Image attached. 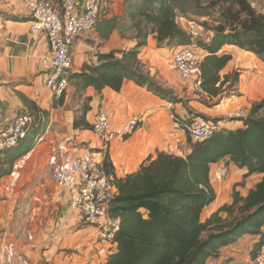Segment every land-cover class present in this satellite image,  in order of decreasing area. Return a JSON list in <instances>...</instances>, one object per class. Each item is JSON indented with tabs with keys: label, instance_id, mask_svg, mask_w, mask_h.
Listing matches in <instances>:
<instances>
[{
	"label": "trees",
	"instance_id": "trees-1",
	"mask_svg": "<svg viewBox=\"0 0 264 264\" xmlns=\"http://www.w3.org/2000/svg\"><path fill=\"white\" fill-rule=\"evenodd\" d=\"M214 9L219 12V23L210 28L214 35L198 45L207 52L201 64L203 94L218 96L230 76H221L220 72L233 58L229 53L220 54L224 46L249 51L264 61V13L249 0H125L122 15L101 23L107 35L115 28L124 37L134 31L131 36L136 45L99 54L98 64H85L81 72L72 74L71 84L82 92L94 87L101 94L105 88L120 92L126 81H133L169 99L174 90L151 76L139 58L140 49L151 34L158 43L190 45L191 37L179 21L191 14L207 17ZM234 75L238 82V72ZM91 100L87 96V101ZM88 111L84 108L83 114L74 119L75 129H91ZM240 120L241 127H218L211 138L192 142L185 156L158 152L124 177L115 174L105 153L103 165L117 188L111 215L121 222L105 264H207L222 247L245 235L258 237L250 252L253 259L256 257L264 245V99L255 102ZM14 149L0 151V178L9 176L14 161L25 153ZM224 158L246 169L244 178L253 174H262V178L246 196L237 189L243 182L235 184L232 202L205 218V208L217 198L211 169Z\"/></svg>",
	"mask_w": 264,
	"mask_h": 264
},
{
	"label": "crops",
	"instance_id": "crops-1",
	"mask_svg": "<svg viewBox=\"0 0 264 264\" xmlns=\"http://www.w3.org/2000/svg\"><path fill=\"white\" fill-rule=\"evenodd\" d=\"M51 1L55 4L62 2ZM100 1L103 8L99 25L94 30L78 35L73 46V74L81 72L85 64H98L101 53L123 51L136 45V40L124 37L118 28L107 35L108 32L101 23L105 18L122 15L125 0ZM28 2L29 0H0V132L22 112L36 116L37 122L44 123V127L41 133L36 132L34 136L30 134L31 140L29 137L24 140L26 148L23 152L31 151L32 159L21 170L18 189L13 194L15 197L13 200L0 198V253L4 256L5 236L6 241L16 243L20 256L28 264H105L108 255L113 252L112 249L95 244L96 229L82 221L70 205L68 189L58 186L52 178L49 158L58 142L66 136L72 137L71 143L76 146L74 152L80 150L78 144L85 142L99 151L101 161L107 153L115 174L124 177L137 171L146 158L155 157L158 152L171 151L181 156V151L185 149L184 152L188 154L192 141L185 132V125L192 120L195 113L222 118L227 105L219 103L208 106L193 96L187 100L186 105L182 102L173 103L174 111L178 115L177 125L160 113L165 110L163 104L168 100H163L133 81H126L120 92L105 88L100 94L94 87H89L86 95L92 98L94 109L105 105L113 110L115 129L135 116L140 118V127L134 133L116 138L105 149L101 140L90 129L74 128V112L63 103L69 91L59 101L48 88L53 53L46 33L31 32L32 15ZM230 46L226 45L224 49ZM229 49L233 58L222 70L225 74L233 68L237 53V50L234 53L231 47ZM166 51L168 50L158 47L155 34H151L148 44L140 49L139 57L144 62L149 61L153 78L162 75L161 78L165 80L161 83L162 86L172 89L174 79L162 71L163 62L167 59ZM248 110L243 116L248 114ZM90 115L88 113L87 119ZM234 122L236 124L220 120L217 124L222 129H235L243 125L240 119ZM19 146L20 144L17 148ZM221 161L226 162L229 168L228 176L222 183L225 192L223 196L218 195L217 185H214L217 198L205 208V218L222 205L232 202V195L227 196V191L232 192L235 184L243 182L244 185L237 189L246 196L262 178V174L244 178L246 169L238 168L229 158L219 160ZM8 177L0 178V184L6 182ZM219 189L223 191L221 186ZM1 195L2 189L0 197ZM16 204L28 208V214L23 217L28 222L29 231L24 236L21 235L19 240L16 239L18 234L11 235L4 228L11 221L8 214L13 212ZM257 240V236L245 235L236 243L222 247L218 255L210 258L207 264H251L253 258L250 252ZM12 264L23 263L20 258L15 257Z\"/></svg>",
	"mask_w": 264,
	"mask_h": 264
},
{
	"label": "built area",
	"instance_id": "built-area-1",
	"mask_svg": "<svg viewBox=\"0 0 264 264\" xmlns=\"http://www.w3.org/2000/svg\"><path fill=\"white\" fill-rule=\"evenodd\" d=\"M31 11V32H44L52 49L51 71L47 86L53 96L60 98L71 88L73 74V46L81 33L94 30L102 17L100 0H62L55 4L51 0H29ZM185 30L191 37H204L203 27L192 20H186ZM202 59L191 45L176 48L171 57V66L179 73L182 80L193 82L197 91L202 89ZM170 117L178 125V117L173 112L174 104L166 103ZM91 131L101 140L105 149L118 137H126L140 127V118L135 116L128 123L115 129L114 112L105 105L92 109L88 118ZM33 116L29 113L16 115L0 132V151L17 147L25 140L33 124ZM218 126L203 117H194L185 125V132L194 142L211 138ZM72 137L62 138L49 158L52 178L58 186L66 187L70 197V205L80 215L82 221L96 229L95 244L114 245L116 233L120 230L119 218L111 215L112 200L117 188L100 160L99 152L86 143H80L78 152H74ZM105 157V156H104ZM31 151L18 157L11 168L5 184V191L12 195L17 191L21 170L31 161ZM226 162L221 161L211 169V181L221 184L228 176ZM9 257H15L23 264H28L19 254L16 243L6 241ZM4 259L0 258V264ZM251 264H264V245L261 247Z\"/></svg>",
	"mask_w": 264,
	"mask_h": 264
},
{
	"label": "rangeland",
	"instance_id": "rangeland-1",
	"mask_svg": "<svg viewBox=\"0 0 264 264\" xmlns=\"http://www.w3.org/2000/svg\"><path fill=\"white\" fill-rule=\"evenodd\" d=\"M249 1L251 2L252 6L258 12L264 13V0H249ZM188 19L196 22L197 24L202 26L204 29V31H203V34H205L204 37H200V36L199 37H191L190 36L191 37V44L190 45L193 46L194 49H196V51L198 52V54H200L201 59L203 61L205 56H206L205 53H207V52H202L203 49L200 48V46L198 44L204 40L208 41L214 35V32L210 28H212L213 26H216L219 23L218 9L212 10L211 14L207 17H203V16L201 17V16H198L196 14H191V15H189ZM188 19H181V21H179L183 28L185 27L186 20H188ZM133 32L134 31L128 32V35H130V37H128L129 39H132ZM147 44H148V42H147ZM179 46H182V45H178L177 43H174V42L158 43L159 48H163V49L168 50L165 52L167 59L164 60V62H163V68H162L163 74H165V75L170 74L172 79H174V82H173L174 88L171 87L172 90H174V93L172 94L173 96H171L169 99H167L168 101H171L173 103L182 102L183 104L186 105L187 100L193 96V98H195L196 100H198L201 103H204L208 106L219 104V103L220 104L223 103V105L226 104L227 109H226V112L222 118H213V117H208V116L204 117L205 115H202V114H198V113L194 114V117L200 116V117L206 118L207 120L213 121L215 123V125L218 126L217 123L220 120H227L228 122H232V124H236V122H234V120L240 119V116H243V114L246 112V110H248V109L250 110L251 106L255 102L261 101L262 99H264V61L259 59L254 53H251V52L246 51V50H240L235 46L232 47L233 45L230 46L232 48V51L235 53V50H237V53L235 55L236 58H235V61L233 63V68H231V71H229V73H230L229 82L220 88V90H219L220 94L218 96L212 97L209 94H208L209 95L208 96V95L203 94L200 91H197L194 87L193 82H187V81L182 80L179 76V73L171 66V55H172L173 51L176 48H178ZM230 47H227V49H224V47H223V49L220 51V54H224V53L232 54L230 49H229ZM139 56H140V53H139ZM232 57H233V54H232ZM146 62H144V63L147 65V68H149V66H150L148 63L149 61L147 60ZM235 72H238V74H239V81L238 82H235V80H234ZM157 74L159 75L158 71H157ZM220 74H221V76L225 75L224 71L220 72ZM161 76L159 75V77L158 78L155 77V79L160 83H164L165 80L162 79ZM67 94H68V97L65 99V101L63 103H66V108H68L70 111L74 112L75 118H78L79 116H81L83 114L84 108L88 107L89 110H92L94 108L92 105V101H89V102L87 101V95H86L87 90L82 92V90H77L76 87L74 85H72ZM163 105L165 106L164 107L165 110H161L160 113L165 115L164 117H166V119L173 121L170 117V113L167 112V111H169V109L167 108L166 103L164 102ZM223 110H224V106H223ZM249 110H248V112H249ZM173 112L175 113L174 110H173ZM175 114L177 115V113H175ZM177 117H178V115H177ZM33 120H34V122L31 125L30 132L27 136V138L29 137L30 140H31V136H29L30 134L32 136H34V135H36V132L41 133L43 131L42 129L44 127L43 126L44 123L37 122V118H35L34 116H33ZM36 124H38V125H36ZM231 126H234V125H231ZM94 138L95 137H93V139ZM192 142H194V141H192ZM15 148H17V147H15ZM25 148H26V144L24 143V140H23V141H21L20 146L17 148V150H19V149L24 150ZM93 150L97 151L96 149H93ZM184 150L181 151L182 152L181 156L187 155L186 152H184ZM170 153H171V151H170ZM7 180H6V182H7ZM6 182H4L3 184L2 183L0 184V189H2V195L0 198L2 200L3 199L4 200H13V197H15V195H13V194L9 195L5 191ZM222 183L217 184L214 182V184L217 185V188H218V195L220 194L223 196V194L225 192L223 187H225V186ZM220 186L223 189L222 192H221V189H219ZM228 194L232 195V192L227 191V196H228ZM24 214L25 215L28 214L27 206L24 208V207L20 206L19 204L14 205L13 212L8 214L9 219L11 221L8 222L6 224V226L4 227L5 231L9 232L11 235H17L18 234V236L16 238L18 240L21 239V237H20L21 235L24 236L29 231L28 222L25 221L24 217H23ZM9 219H7V220L9 221ZM1 233H3V232H1ZM207 234L208 233H205V236H207ZM4 237L5 236H3V244L4 243L6 244ZM98 245L101 246L102 244L98 243ZM7 254H8V250H7V246H5L4 247V256H2L0 253V258L4 259L3 264H12V258L9 257V255H7Z\"/></svg>",
	"mask_w": 264,
	"mask_h": 264
},
{
	"label": "clouds",
	"instance_id": "clouds-1",
	"mask_svg": "<svg viewBox=\"0 0 264 264\" xmlns=\"http://www.w3.org/2000/svg\"><path fill=\"white\" fill-rule=\"evenodd\" d=\"M71 86H72V84H71ZM68 91H69V90H68ZM68 91H67V92H68ZM67 92H66V93H67ZM66 93H65V94H66ZM65 94H63V95H65ZM58 99H59V98H58ZM91 111H92V110H90L88 113H91ZM87 116H88V115H87ZM87 120H88V119H87ZM88 122H89V121H88ZM90 130H91V129H90ZM26 139H27V138H26ZM98 152H99V151H98ZM25 153H26V152H25Z\"/></svg>",
	"mask_w": 264,
	"mask_h": 264
}]
</instances>
